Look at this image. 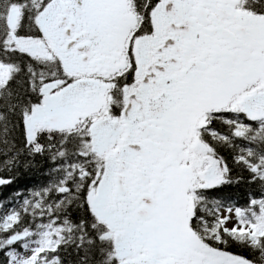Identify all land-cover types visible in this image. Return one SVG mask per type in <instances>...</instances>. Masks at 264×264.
Returning <instances> with one entry per match:
<instances>
[{
    "label": "snow or ice",
    "instance_id": "obj_1",
    "mask_svg": "<svg viewBox=\"0 0 264 264\" xmlns=\"http://www.w3.org/2000/svg\"><path fill=\"white\" fill-rule=\"evenodd\" d=\"M0 264H264V0H0Z\"/></svg>",
    "mask_w": 264,
    "mask_h": 264
}]
</instances>
